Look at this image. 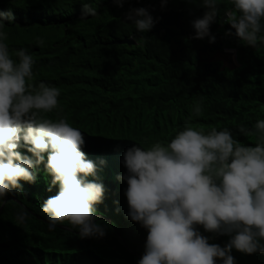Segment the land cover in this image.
Wrapping results in <instances>:
<instances>
[{
    "label": "trees",
    "instance_id": "16d2710c",
    "mask_svg": "<svg viewBox=\"0 0 264 264\" xmlns=\"http://www.w3.org/2000/svg\"><path fill=\"white\" fill-rule=\"evenodd\" d=\"M129 5H152L151 15L159 17L150 31L137 34L135 45L118 43L135 32L123 21ZM96 6V17L80 19V0H0V11L10 9L15 16L4 28L12 58L24 48L35 61L33 87L43 82L60 90L59 109L45 117H63L81 130L82 151L97 165L96 177L86 179L104 186L102 202L94 207L106 233L81 239L67 222L49 230L41 206L57 194L58 185L48 190L52 176L41 164L36 181H20L22 188L6 193L0 206V264H137L147 230L127 216V184L117 179L126 173L125 150L166 145L165 139L186 126L228 129L235 140L253 146L254 125L264 119V44L244 46L226 36L230 26L219 22L210 25L215 43L187 39L194 35L190 22L204 9L185 0H168L163 10L159 0H127L123 8L113 0H96ZM229 8L220 4L219 19ZM225 46L237 49L239 67L223 69L221 62L207 61ZM198 102L202 115L191 116ZM18 151L31 156L25 148ZM19 213L25 214L23 223ZM198 230L212 237L210 244L223 247L229 239ZM231 255L236 264H264V254L233 249Z\"/></svg>",
    "mask_w": 264,
    "mask_h": 264
},
{
    "label": "clouds",
    "instance_id": "9594fccd",
    "mask_svg": "<svg viewBox=\"0 0 264 264\" xmlns=\"http://www.w3.org/2000/svg\"><path fill=\"white\" fill-rule=\"evenodd\" d=\"M126 2L113 0L118 8ZM185 2L204 9L201 17L190 22L194 35L187 39L207 38L209 44L215 43L210 25L219 22L230 26L226 36L234 35L244 46L264 44V35H258L264 30V0ZM167 3L159 0L160 9ZM221 3L231 5L222 20ZM80 4V19L98 15L96 0H80ZM150 9L155 10L152 5H129L124 12L123 21L135 30L126 38L134 42L130 45L139 43L137 34L147 33L158 22ZM14 21L10 9L0 11V206L6 203V193L22 188L20 181L34 183L43 164L52 176L48 190L58 185L57 194L41 206L49 230L67 222L81 239L103 238L105 228L96 222L94 205L102 202L105 189L102 183L86 179L96 177L97 165L82 151L81 130L63 117H45L59 109L60 90L43 82L33 87L35 61L24 48L15 50L16 59L12 58L4 28ZM43 44V40L37 41V46ZM224 49L235 50L239 67L237 49ZM201 115L198 102L191 116ZM254 128L253 146L235 140L228 129L204 132L186 126L171 140L165 139L166 145L155 142L142 148L135 144L125 150L122 164L126 173L117 179L127 184V216L147 230L137 264H236L233 249L248 255L264 254V119L257 120ZM17 220L23 223L25 214H17ZM198 226L229 239L223 247L210 244L212 237L203 236Z\"/></svg>",
    "mask_w": 264,
    "mask_h": 264
},
{
    "label": "water",
    "instance_id": "95a60500",
    "mask_svg": "<svg viewBox=\"0 0 264 264\" xmlns=\"http://www.w3.org/2000/svg\"><path fill=\"white\" fill-rule=\"evenodd\" d=\"M119 43H128V44H134V42L130 39H123L121 41H118ZM208 62L213 61H221L222 62V68H230L235 69L238 67V62L236 58V52L233 49H224L222 51H219L215 53L211 58L207 60Z\"/></svg>",
    "mask_w": 264,
    "mask_h": 264
},
{
    "label": "rangeland",
    "instance_id": "374dc122",
    "mask_svg": "<svg viewBox=\"0 0 264 264\" xmlns=\"http://www.w3.org/2000/svg\"><path fill=\"white\" fill-rule=\"evenodd\" d=\"M122 150V149H121ZM123 151V150H122Z\"/></svg>",
    "mask_w": 264,
    "mask_h": 264
}]
</instances>
